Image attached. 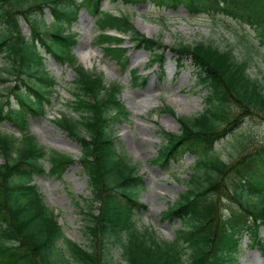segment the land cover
Masks as SVG:
<instances>
[{
	"label": "trees",
	"instance_id": "obj_1",
	"mask_svg": "<svg viewBox=\"0 0 264 264\" xmlns=\"http://www.w3.org/2000/svg\"><path fill=\"white\" fill-rule=\"evenodd\" d=\"M99 1L89 0L99 14V27L129 33L135 46L150 50L151 63L161 64L159 48L164 45L160 40L136 31L127 14L100 11ZM177 1L196 14H222L248 24L264 47V0ZM47 6L49 23L43 12ZM77 9L74 0H0V54L4 58L0 103L7 101L3 94L7 91L18 104L5 115L0 106V121L9 117L26 130V114L44 112L55 97V79L44 68L40 46L72 66L71 104L79 115H62L57 121L81 147L79 162L90 190L85 209L80 210L88 245L81 247L64 237L56 216L30 182L44 172L46 156L51 162L49 172L58 176L72 158L47 150L34 136L0 130V264H119L107 247L114 242L122 244L126 264H238L245 235L264 249V240L258 236L264 224V144L255 147L241 130L235 131L245 114L264 116V83L248 72L257 63L250 55L253 45L237 35L246 50L242 59L231 46L220 47L211 40L169 47L178 61L190 58L196 86L204 91L205 107L196 116H179V133H161L165 142L157 162L177 160L190 150L195 163L185 188L163 214L180 219L181 228L173 240H160L133 220L144 208L138 201L143 181L135 164L114 145L113 125L128 116L118 99L121 86L106 82L100 72L85 69L72 52L76 39L67 26ZM19 18L29 25L30 36L22 33ZM98 39L121 41L104 33ZM104 50L121 62V49ZM235 104L239 109L233 112ZM224 137L232 141L233 154L238 156L230 164L214 147ZM221 200L231 207L222 210Z\"/></svg>",
	"mask_w": 264,
	"mask_h": 264
},
{
	"label": "rangeland",
	"instance_id": "obj_2",
	"mask_svg": "<svg viewBox=\"0 0 264 264\" xmlns=\"http://www.w3.org/2000/svg\"><path fill=\"white\" fill-rule=\"evenodd\" d=\"M102 7L112 8L117 13L122 10L128 11L130 20L138 32L148 38H159L166 48L177 42L193 44L211 40L220 47L233 45L234 54L239 57L245 54V51L241 44L242 48L236 45V33H240L243 37H251L255 43V30L250 26L230 18L216 17L209 20L206 15L196 17L188 14L183 4H179L176 8H166L154 6L147 0L135 5H123L119 0L115 2L105 0ZM44 15L47 22L50 18L47 8ZM20 25L22 32L28 34L27 24L21 20ZM74 29L79 31V40L73 51L77 58L83 61L84 66L102 73L106 82L118 80L124 84L120 99L129 115L126 120L116 123L113 131L115 135L117 134L118 139L115 144L118 150L124 152L143 173L144 188L139 200L147 208L137 216L140 223L138 225L141 228L147 227L160 240H171L179 227V221L162 219L161 212L183 191L185 180L194 164L193 156L186 154L181 161L171 162L166 168L151 163V158L156 155L157 149L162 144L161 130L179 132V116H195L203 110L204 93L193 85L195 75L190 60L185 59L181 65L170 54L169 48L165 49L164 76L158 78L156 65L147 67L148 51L132 46L126 41L125 36L121 46L125 48L127 65L126 68L121 69L114 58L104 55L95 44L94 36L97 30L94 26V17L86 9L80 11L77 21L73 24ZM256 47L264 51L257 44ZM83 54H88L89 57L84 58ZM45 66L57 81L58 95L55 104L46 114L28 118V129L39 144L69 154L75 161L65 168L61 177L49 175L36 177L35 184L46 205L57 213V219L66 237L78 244L86 245L87 239L82 228L83 220L76 205L78 199L76 196L88 195L86 178L78 163L80 147L65 129L57 126L53 119L58 115V110L73 115L67 102L68 99L73 98L70 94L69 82L74 78V73L67 65L56 62L48 55L45 58ZM135 67L145 76L143 84L133 85L130 82L129 69ZM249 72L251 76L259 77L264 83V55L258 60L256 67L249 68ZM162 106H167L170 111L160 110ZM238 109L239 106L236 104L233 105V109L231 108L233 112ZM232 115L230 113L228 117ZM1 126L3 129H11L19 133L10 121L3 122ZM236 130H241L242 135L252 140L255 147L264 144V116L245 114ZM229 137L218 141L216 148L220 150L222 159L230 164L238 156L233 154L232 141ZM220 206L222 210L231 207L226 200H221ZM259 235L264 237V225L259 228ZM246 242L247 237L244 236L239 256L240 264H264V254L259 248L249 246ZM109 247L113 258L116 261L121 260L119 246L114 244Z\"/></svg>",
	"mask_w": 264,
	"mask_h": 264
}]
</instances>
